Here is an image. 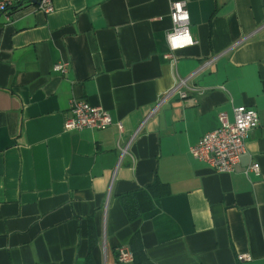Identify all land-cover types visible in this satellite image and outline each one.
<instances>
[{"label": "crops", "instance_id": "crops-1", "mask_svg": "<svg viewBox=\"0 0 264 264\" xmlns=\"http://www.w3.org/2000/svg\"><path fill=\"white\" fill-rule=\"evenodd\" d=\"M172 1L51 0L46 13L24 0L0 14V264H84L89 226L93 264H264V0H184L195 42L174 61ZM180 79L184 95L156 106ZM73 98L112 123L64 131ZM238 105L258 125L235 171L217 173L189 147ZM154 180L165 193L129 221L118 196ZM136 231L144 259L118 261Z\"/></svg>", "mask_w": 264, "mask_h": 264}, {"label": "built area", "instance_id": "built-area-1", "mask_svg": "<svg viewBox=\"0 0 264 264\" xmlns=\"http://www.w3.org/2000/svg\"><path fill=\"white\" fill-rule=\"evenodd\" d=\"M19 2L22 3V0H0V14L6 13L9 8ZM37 8L46 13L51 12L53 10L52 2L51 0H38ZM169 17L171 29L166 34L168 52L165 57L174 61V51L191 46L195 42L189 30V14L186 1H172ZM67 68V61H58L52 66V70L60 74L65 73ZM183 85H185V79L177 81L171 89L160 97L156 106L173 92H178L179 95L183 96L184 92L180 90ZM219 121L220 125L216 129L204 133L194 145L189 147V153L194 159L205 163L214 172L231 173L235 171L242 155L246 153V139L249 132L258 125V115L254 109L245 105H238L233 107L232 121H229L224 113L219 114ZM111 123L112 118L109 112L101 106L92 105L84 99L73 98L69 105V115L64 118L62 127L64 131L99 130ZM138 131L139 127L133 131L124 145H118L120 156L127 153L128 146ZM243 172L245 174L249 172L258 174L259 165L252 161L244 168ZM249 258L247 254L238 255L240 260ZM117 259L121 262L132 261L133 256L127 246L117 248Z\"/></svg>", "mask_w": 264, "mask_h": 264}, {"label": "trees", "instance_id": "trees-1", "mask_svg": "<svg viewBox=\"0 0 264 264\" xmlns=\"http://www.w3.org/2000/svg\"><path fill=\"white\" fill-rule=\"evenodd\" d=\"M24 2V0H22ZM16 5H21L19 2ZM14 5V6H16ZM12 8V7H11ZM165 186L162 182L154 180L152 183L143 188L120 194L119 201L122 209L129 221L137 220L143 213L152 210L153 199L165 193ZM89 249L84 264H93L91 249L96 243L94 229L89 226L88 232ZM132 253L134 262H140L144 259V253L139 233L136 231L132 234L128 245H126Z\"/></svg>", "mask_w": 264, "mask_h": 264}, {"label": "water", "instance_id": "water-1", "mask_svg": "<svg viewBox=\"0 0 264 264\" xmlns=\"http://www.w3.org/2000/svg\"><path fill=\"white\" fill-rule=\"evenodd\" d=\"M34 1V0H33Z\"/></svg>", "mask_w": 264, "mask_h": 264}]
</instances>
